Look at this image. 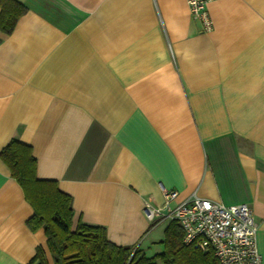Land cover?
<instances>
[{
  "label": "crops",
  "instance_id": "obj_1",
  "mask_svg": "<svg viewBox=\"0 0 264 264\" xmlns=\"http://www.w3.org/2000/svg\"><path fill=\"white\" fill-rule=\"evenodd\" d=\"M0 30V150L30 145L35 176L70 195L72 228L162 251L171 208L196 194L246 203L264 264V0H212V29L185 0H16ZM0 158V264H27L41 227Z\"/></svg>",
  "mask_w": 264,
  "mask_h": 264
},
{
  "label": "trees",
  "instance_id": "obj_2",
  "mask_svg": "<svg viewBox=\"0 0 264 264\" xmlns=\"http://www.w3.org/2000/svg\"><path fill=\"white\" fill-rule=\"evenodd\" d=\"M24 12L20 2L0 0V30H12ZM0 158L33 207L27 225L31 229L41 227L46 236L48 254L37 246L27 264H219L212 251L184 244L182 229L175 220L164 229L162 251L153 256L138 247L112 243L102 226L78 221L72 228L70 195L62 192L56 181L35 176L36 160L30 145L12 138L0 150Z\"/></svg>",
  "mask_w": 264,
  "mask_h": 264
},
{
  "label": "built area",
  "instance_id": "obj_3",
  "mask_svg": "<svg viewBox=\"0 0 264 264\" xmlns=\"http://www.w3.org/2000/svg\"><path fill=\"white\" fill-rule=\"evenodd\" d=\"M194 19L200 20L204 31L212 29L207 5L212 0H185ZM162 206L143 204L145 216L168 221L175 220L181 227L182 242L201 251H212L219 264H261L257 247V223L246 203L226 205L219 201L191 195L171 208L170 200L177 191L160 186Z\"/></svg>",
  "mask_w": 264,
  "mask_h": 264
}]
</instances>
